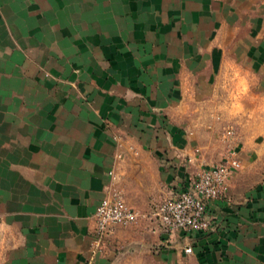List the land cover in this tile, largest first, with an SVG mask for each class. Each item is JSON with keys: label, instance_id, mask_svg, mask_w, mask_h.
I'll list each match as a JSON object with an SVG mask.
<instances>
[{"label": "crops", "instance_id": "1", "mask_svg": "<svg viewBox=\"0 0 264 264\" xmlns=\"http://www.w3.org/2000/svg\"><path fill=\"white\" fill-rule=\"evenodd\" d=\"M230 143L210 229L137 209L94 242L131 152L161 200ZM262 152L264 0H0V264H264Z\"/></svg>", "mask_w": 264, "mask_h": 264}, {"label": "built area", "instance_id": "2", "mask_svg": "<svg viewBox=\"0 0 264 264\" xmlns=\"http://www.w3.org/2000/svg\"><path fill=\"white\" fill-rule=\"evenodd\" d=\"M225 131L232 143L233 129L228 127ZM231 143L217 162L198 167L191 175L176 177L186 179V182L154 203L149 214L155 219L160 232L193 234L214 225L211 203L222 195L228 177L240 166L236 149ZM93 215V239L98 244L114 225L132 223L140 212L125 202L119 190L109 188L96 204ZM183 250L188 253L191 247L186 245Z\"/></svg>", "mask_w": 264, "mask_h": 264}, {"label": "rangeland", "instance_id": "3", "mask_svg": "<svg viewBox=\"0 0 264 264\" xmlns=\"http://www.w3.org/2000/svg\"><path fill=\"white\" fill-rule=\"evenodd\" d=\"M221 127L220 130L223 131V133H226V128L231 127L233 129L232 136H236V130H237V121H221ZM201 140V143L204 145L205 149V155H212L213 152H211V143L209 136L202 135L199 137ZM223 140L225 142L229 141L226 140L224 135L222 136ZM234 138V137H233ZM226 142V143H227ZM228 146L226 147V149ZM224 148V150L226 151ZM225 153V152H224ZM131 157H128V161L125 164V167L122 169V194L124 197V200L127 204H132L134 207L140 211H146L147 209H151L157 201H159V198L153 197L154 195V185L152 183L151 179H154V175L152 170L148 167V159L144 156H141L137 152H131ZM261 154V167L257 168L259 173L254 172V178L255 179H263L264 178V152ZM223 156V155H222ZM141 162L143 165H147L144 168H138L135 166V164ZM256 171V170H255ZM159 199V200H158ZM152 264H160L159 260L157 258H153Z\"/></svg>", "mask_w": 264, "mask_h": 264}]
</instances>
